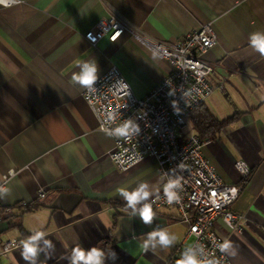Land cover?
Here are the masks:
<instances>
[{
	"label": "crops",
	"instance_id": "obj_1",
	"mask_svg": "<svg viewBox=\"0 0 264 264\" xmlns=\"http://www.w3.org/2000/svg\"><path fill=\"white\" fill-rule=\"evenodd\" d=\"M111 16L166 42L211 22L217 41L203 58L214 66V89L204 103L218 119L238 117L202 151L223 182L242 184L232 209L243 216L240 228L220 217L214 228L238 246L237 257L227 256L232 264H264V58L248 43L250 33L264 31V0H24L0 6V185L11 190L0 199L9 209L0 240L46 232L55 251L41 254L37 264H68L64 257L78 245L113 250L117 259L106 264H174L181 246L193 240L173 206L153 210L151 225L124 210L118 188L131 191L147 182L159 192L156 159L146 156L118 169L108 156L113 138L98 128L84 89L71 81L78 63L95 59L98 77L116 65L142 97L170 71L128 33L90 44L85 32ZM182 132L197 134L189 117ZM237 160L251 168L245 179ZM156 228H167L177 242L145 253L140 243ZM0 264L26 262L15 248L0 256Z\"/></svg>",
	"mask_w": 264,
	"mask_h": 264
},
{
	"label": "built area",
	"instance_id": "obj_2",
	"mask_svg": "<svg viewBox=\"0 0 264 264\" xmlns=\"http://www.w3.org/2000/svg\"><path fill=\"white\" fill-rule=\"evenodd\" d=\"M123 33H128L155 57L165 60L170 67L168 74L144 96L134 94L129 82L116 65L110 66L96 82V93L82 96L93 112L97 126L102 130L106 126L116 127L126 119H132L140 131L130 138L112 137L113 147L108 152L109 158L118 169H128L139 163L146 156L156 159L161 188L159 198L150 199L153 210L175 207L180 220L187 223L186 236H192L189 245H182L175 259L181 257L189 247L202 245L209 257L216 258L220 264H232L229 258L220 253L216 247L223 237L215 230L217 217L232 229L241 227L242 215L235 213L232 205L237 200L242 184H229L222 181L212 165L205 159L202 148L209 143L208 138L197 134L184 135L182 129L192 109L204 103L214 87L209 82L213 71L212 63L203 55L216 43L217 35L211 22L202 24L176 42L155 39L123 20L111 16L99 19L85 34V39L92 45L107 36L109 41L117 40ZM177 88L176 96H169L170 85ZM193 89L187 106L180 102L182 112L177 114L171 106L173 99H179V88ZM116 113L117 120L106 124L108 114ZM103 131V130H102ZM182 164L183 167H177ZM235 168L241 177L249 176L251 168L243 161L237 160ZM175 170L172 172L171 170ZM165 172L181 177V202L169 205L163 197ZM235 190V191H233ZM45 196L40 189L39 198ZM9 214V209L0 206V221ZM0 240V256H5L15 249L12 241Z\"/></svg>",
	"mask_w": 264,
	"mask_h": 264
},
{
	"label": "clouds",
	"instance_id": "obj_3",
	"mask_svg": "<svg viewBox=\"0 0 264 264\" xmlns=\"http://www.w3.org/2000/svg\"><path fill=\"white\" fill-rule=\"evenodd\" d=\"M24 3V0H0V6L10 8ZM249 46L264 58V31H254L248 37ZM78 72H74L71 76V81L80 85L86 90V94H95V87L98 80L99 68L95 59H90L78 63ZM170 85V84H169ZM193 89L184 90L183 85L179 88V99H173L171 106L177 114L182 112L180 102L182 101L187 106L189 99L193 94ZM177 88L170 85L169 96H176ZM116 113H109L106 124L111 125L117 120ZM109 137L130 138L137 134L140 129L136 122L132 119H126L122 124L116 127L106 126L102 129ZM177 167L182 168L180 164ZM174 172L175 170H171ZM166 182L163 185V197L167 204H179L181 202L182 183L179 175H169L165 172ZM235 191V190H233ZM10 188L0 185V199L5 198L10 194ZM119 195L125 202L124 210L129 212L133 217H139L140 221L145 225H151L156 213L153 211L150 199L155 195L159 198L158 193H154L147 182H140L134 189L129 191L127 188L120 187L117 189ZM48 234L41 230L34 231L31 235L21 239L18 243L13 240L12 246L20 249V255L26 264H37L41 254L50 256L55 251V244L49 238ZM177 242V236L171 233L167 228H156L144 234V238L140 243V248L145 253L157 249L167 250L174 246ZM216 247L220 253L226 256L235 258L238 255L239 249L231 240L225 239L218 242ZM68 264H106L107 260H116L117 254L110 250H104L92 247L85 250L79 245L74 247L71 254L65 256ZM176 264H220L216 258L209 257V254L202 245H196L185 249L181 257L176 261Z\"/></svg>",
	"mask_w": 264,
	"mask_h": 264
},
{
	"label": "trees",
	"instance_id": "obj_4",
	"mask_svg": "<svg viewBox=\"0 0 264 264\" xmlns=\"http://www.w3.org/2000/svg\"><path fill=\"white\" fill-rule=\"evenodd\" d=\"M188 117L191 121L192 127L196 130L199 137L210 138L218 133L225 125L236 120L238 113L224 119H218L209 111L205 106V103H201L190 111ZM48 264L56 263L51 262Z\"/></svg>",
	"mask_w": 264,
	"mask_h": 264
}]
</instances>
